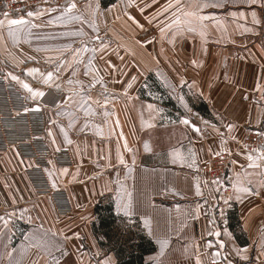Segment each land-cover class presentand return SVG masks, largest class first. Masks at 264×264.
Here are the masks:
<instances>
[{"label":"crops","instance_id":"obj_1","mask_svg":"<svg viewBox=\"0 0 264 264\" xmlns=\"http://www.w3.org/2000/svg\"><path fill=\"white\" fill-rule=\"evenodd\" d=\"M169 2L62 0L9 15L28 21L14 34L0 15L2 72L71 158L49 164L40 190L34 161L0 150V264H118L135 231L154 245L143 264H264V0H199L207 19L170 28ZM249 130L258 150L245 147ZM220 151L231 153L224 181L205 171Z\"/></svg>","mask_w":264,"mask_h":264},{"label":"built area","instance_id":"obj_2","mask_svg":"<svg viewBox=\"0 0 264 264\" xmlns=\"http://www.w3.org/2000/svg\"><path fill=\"white\" fill-rule=\"evenodd\" d=\"M61 2L62 0H0V13L8 12L12 15L33 7ZM45 131L43 107H34L28 95L5 77L0 64V150L16 147L23 156L31 158L34 161V168L28 174L40 190L49 187L45 170L50 163L56 167L71 164L67 149L52 150L48 146ZM246 137L245 147L249 150H258L262 143L259 132L249 130ZM230 163L231 153L220 151L209 157L205 171L209 177L224 181L228 176ZM52 195L58 211L68 209L69 200L64 191L53 192Z\"/></svg>","mask_w":264,"mask_h":264},{"label":"snow or ice","instance_id":"obj_3","mask_svg":"<svg viewBox=\"0 0 264 264\" xmlns=\"http://www.w3.org/2000/svg\"><path fill=\"white\" fill-rule=\"evenodd\" d=\"M254 2V0H253ZM209 5L207 3H201L199 0H192V3L190 4H184L181 2V0H170V2L161 10L162 12H168L171 9H175V11L172 13V21L170 24H167L165 27H173L174 25L179 27L182 24L192 25L193 23L199 21L203 22L207 17L200 15V9L208 7ZM76 5L74 3H71L68 5V8L66 9V12H70L71 9L75 8ZM190 9V10H189ZM36 13L29 12L28 15L32 16ZM159 14V13H158ZM255 16V13H253ZM3 16L5 17V20L7 22L8 30L10 34H14L16 30H19L23 28L28 21H26L23 17L18 19H8V12H4ZM5 20H0V26L5 25ZM165 27H162L160 29L161 34L164 33ZM192 30H195L194 28ZM30 71H36L35 69H32ZM52 76V73L48 74V78L50 79ZM13 79H17V77L13 76ZM23 87L28 89L29 92H32L33 95H39L43 96V92H33V90L29 87L28 84H23ZM151 107V106H150ZM183 123L187 124L189 121L185 119L182 121ZM231 127V126H229ZM198 130V129H197ZM147 147V145H146ZM251 159V157H250ZM123 162V161H121ZM66 171V170H65ZM243 191H248L247 188H243ZM123 210L128 214L129 216L132 214L131 212V201L129 200L127 203L123 205ZM145 227L148 228L149 233L151 234V222L148 219H145ZM159 243L163 246H166L168 241L166 239L158 238ZM221 246H223V242H221ZM104 264H110L109 260H105ZM197 264H199V260L197 261Z\"/></svg>","mask_w":264,"mask_h":264},{"label":"trees","instance_id":"obj_4","mask_svg":"<svg viewBox=\"0 0 264 264\" xmlns=\"http://www.w3.org/2000/svg\"><path fill=\"white\" fill-rule=\"evenodd\" d=\"M112 0H101V4L103 6L108 5ZM168 103V101H166ZM101 206H96V210H99ZM103 213L101 216V225L102 227H105V232L111 237L110 234L112 231V223L114 220L112 213H111V207L110 205H105L103 208ZM119 232L114 233V236L112 237L113 243L115 245L116 242L119 243V241H123V236L121 238V233L117 234ZM118 235V237L116 236ZM135 238L132 237V235H128L124 239V242L120 243L117 247V255L119 257H123L122 259L119 260L118 264H143V256L146 253H150L154 249V245L151 240L145 238L142 234L138 233L137 231L134 232ZM119 237L122 239H119ZM132 239H137L138 241L132 240ZM132 240V242H131ZM130 242V243H129ZM117 243V244H118ZM116 244V245H117Z\"/></svg>","mask_w":264,"mask_h":264},{"label":"rangeland","instance_id":"obj_5","mask_svg":"<svg viewBox=\"0 0 264 264\" xmlns=\"http://www.w3.org/2000/svg\"><path fill=\"white\" fill-rule=\"evenodd\" d=\"M37 7H39V6H37ZM37 7H33V8H37ZM33 8H30L29 10H32ZM29 10H26V11H24V12H20V13H16V14H23V13H25V12H27V11H29ZM16 14H12V15H16ZM0 15H2L1 13H0ZM261 136V135H260ZM247 138V137H246ZM262 138V137H261ZM245 141H246V139H245ZM248 142H250V140H247ZM263 140L261 139V142H262ZM262 144V143H261Z\"/></svg>","mask_w":264,"mask_h":264}]
</instances>
